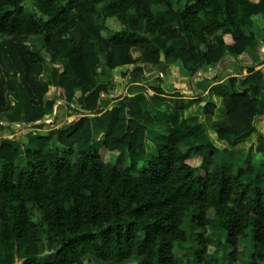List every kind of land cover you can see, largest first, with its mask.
Here are the masks:
<instances>
[{"label":"trees","instance_id":"obj_1","mask_svg":"<svg viewBox=\"0 0 264 264\" xmlns=\"http://www.w3.org/2000/svg\"><path fill=\"white\" fill-rule=\"evenodd\" d=\"M34 1L37 12L28 15L24 0H0V37L9 38L3 45L14 46L27 66L42 68L46 58L24 47L28 38L41 37L52 52L50 64L67 58L82 83L98 64L89 53L101 44L109 68L126 62L123 51L135 50L142 64L162 69L157 94L191 97L204 66L237 62L247 47L264 42V0H106L103 7L102 0ZM158 6L166 8L163 17L153 11ZM108 18L121 30L104 41L93 20ZM79 28L86 32L81 41L63 39ZM152 35L166 51L149 47ZM176 40L184 42L178 51L171 48ZM242 68L247 76L230 80L234 92L222 98L225 116L211 125L205 144L198 142V125L184 122L147 161L146 128L124 119L121 106L97 122L104 150L127 152V167L112 165L93 147L89 116L38 137L35 149H25L23 166L16 164L18 150L0 143V233L7 248L26 237L38 244L42 235L56 248L54 259L30 256L21 264H180L176 247L183 264H238L243 256L245 264H264V166L235 168L232 154L215 145L248 134L262 114L264 76L256 66ZM177 109L185 106L178 102ZM215 110L214 103L203 106L205 115ZM51 141L62 148L46 153ZM140 162L146 164L140 168Z\"/></svg>","mask_w":264,"mask_h":264},{"label":"crops","instance_id":"obj_2","mask_svg":"<svg viewBox=\"0 0 264 264\" xmlns=\"http://www.w3.org/2000/svg\"><path fill=\"white\" fill-rule=\"evenodd\" d=\"M105 4L106 0H102L100 7ZM153 11L163 17L166 8L158 6ZM93 24L104 41L112 40L121 30L114 18L106 19L103 24L99 20H93ZM85 33L84 29H75L63 39L79 42ZM151 37L154 39L153 44L149 45L151 49L167 50L161 40L155 39V35ZM5 39L9 38L0 37V92L2 85H5L12 101L8 111H2L0 103V143L18 150V166L25 164V149L37 147L38 137L56 130H67L82 117L89 116L93 147L112 165L127 167V152L118 154L104 150L105 134L97 122L102 113L119 106L122 107L124 119L135 120L146 128L144 139L147 161L157 155L156 144L179 131L184 122L198 125V142L205 144L209 140L208 130L211 125L225 116L222 98L225 94L234 92L230 80L246 77V69L242 67L250 66H256V71L264 76V42L247 47L237 58V62L225 61L215 66H204L194 81V94L190 97L180 93L179 97H175L154 91L160 86L163 71L157 65L142 64L138 60L139 53L135 50L128 53L123 51L124 56L121 58L125 57L126 62L109 68L107 54L100 44L97 52L89 53L93 57L91 61H98L91 72V80L82 83L70 72L67 58L57 57L50 64L52 52L44 47L41 37L28 38L24 47L49 61H45L42 68L38 65L27 66L20 56L15 57V47L3 45ZM227 42L230 43L231 39L227 38ZM183 46L184 42L181 40L171 44L174 51ZM91 61L89 60L90 63ZM172 63L173 60L169 59L166 70ZM236 92H240L239 85ZM23 99H28L30 105H24ZM178 102L185 109L178 110ZM207 103L216 105L212 116L203 114V106ZM258 107L262 114L252 119L253 128L248 134L239 138L227 136L215 142L220 149H227L232 154L235 168L253 165L257 170L259 166H264V91L259 96ZM56 146L62 148L55 141L46 143L44 151L48 153ZM180 149L184 153L188 150L184 145H180ZM145 164L146 162H140L139 167ZM182 255L183 252L179 253L180 258ZM30 256H37L41 263H46L54 259L56 248L50 247L43 236L39 235L38 244L32 237H26L14 250H10L2 241L0 233V264H21Z\"/></svg>","mask_w":264,"mask_h":264},{"label":"rangeland","instance_id":"obj_3","mask_svg":"<svg viewBox=\"0 0 264 264\" xmlns=\"http://www.w3.org/2000/svg\"><path fill=\"white\" fill-rule=\"evenodd\" d=\"M24 2H25L24 3L25 11L27 12V14L32 15L33 13L37 12L36 3H35L34 0H24ZM6 39H5V41H6ZM15 57H18V56L15 55ZM6 90L7 89H6L5 85H2L1 92H0V103L3 106L2 111H8V109H10V104H11V101H12V99L9 97L10 94H8ZM13 97L15 98V95H13ZM119 166H120V164H119ZM203 174H206V172H203ZM208 218H209V220L213 219V212H210L208 214ZM212 234H213L212 233V229L209 228L207 237L210 239ZM179 253H182V251L178 250V248L175 249V255H176L175 257H176V259L178 260V262L180 264H183L182 258L179 257ZM211 253H214V248L211 249ZM209 256H212V254H210ZM241 259H242V262H240L238 264H245L246 263V257L243 256ZM137 263H138V259L132 261V264H137Z\"/></svg>","mask_w":264,"mask_h":264}]
</instances>
